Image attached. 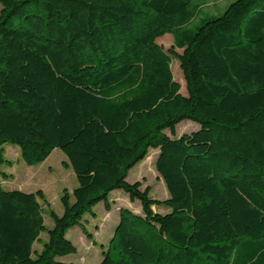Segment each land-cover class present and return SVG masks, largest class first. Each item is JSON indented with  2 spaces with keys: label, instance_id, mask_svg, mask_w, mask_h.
I'll return each mask as SVG.
<instances>
[{
  "label": "trees",
  "instance_id": "obj_1",
  "mask_svg": "<svg viewBox=\"0 0 264 264\" xmlns=\"http://www.w3.org/2000/svg\"><path fill=\"white\" fill-rule=\"evenodd\" d=\"M207 1L0 0V168L6 144L28 166L59 149L77 180L48 229L42 191L4 190L0 170V264H71L67 231L89 237L120 190L142 212L120 210L98 264H264V0ZM184 121L199 129L174 137ZM151 149L164 201L126 181Z\"/></svg>",
  "mask_w": 264,
  "mask_h": 264
},
{
  "label": "rangeland",
  "instance_id": "obj_2",
  "mask_svg": "<svg viewBox=\"0 0 264 264\" xmlns=\"http://www.w3.org/2000/svg\"><path fill=\"white\" fill-rule=\"evenodd\" d=\"M235 0H208L203 6V13L206 15H217L225 7ZM202 16V15H201ZM199 16V17H201ZM196 23L198 20H195ZM156 43L169 50L173 46V38L170 34L158 39ZM181 54V50H175ZM171 70L174 80L180 85V93L186 96V83L183 73L180 69L178 60L172 58ZM199 129V126L190 121H184L176 127V135L179 137L183 134H189ZM172 137L169 132H166ZM4 158L7 164L0 170L8 178L1 181L4 190H19L25 193H35L42 191L45 202L40 201L44 211V224L48 229L53 227V222L49 216L52 211L61 216L63 207L60 202L62 191L67 190L72 196L73 190L77 187L76 177L68 164L67 157L59 150H54L51 155L41 164L36 166L26 165L20 156L19 147L12 144L3 146ZM158 150L151 149L147 157L129 171L126 181L128 183H140L141 191L149 189L151 199L164 201L168 198L166 187L159 177L155 163ZM110 210H107L102 203L97 205L93 215L84 217V226L88 232L87 237L80 228L73 227L66 233L68 239L76 248L72 255L57 258L58 261L71 264H98L101 262L103 253L109 246L113 237L114 230L119 222V213L121 209H128L135 215H141V205L138 201L131 202L128 195L123 191H114L109 195ZM153 211L160 214H166L169 210L159 206H153ZM48 235L42 233L37 243L33 245L36 252H40L43 244L47 242Z\"/></svg>",
  "mask_w": 264,
  "mask_h": 264
},
{
  "label": "water",
  "instance_id": "obj_3",
  "mask_svg": "<svg viewBox=\"0 0 264 264\" xmlns=\"http://www.w3.org/2000/svg\"><path fill=\"white\" fill-rule=\"evenodd\" d=\"M114 233H115V230H114ZM114 233H113V234H114Z\"/></svg>",
  "mask_w": 264,
  "mask_h": 264
}]
</instances>
